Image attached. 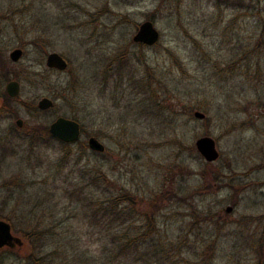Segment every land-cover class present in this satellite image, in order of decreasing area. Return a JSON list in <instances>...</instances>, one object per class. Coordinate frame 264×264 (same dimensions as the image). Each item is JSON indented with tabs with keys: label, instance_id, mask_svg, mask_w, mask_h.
Segmentation results:
<instances>
[{
	"label": "rangeland",
	"instance_id": "374dc122",
	"mask_svg": "<svg viewBox=\"0 0 264 264\" xmlns=\"http://www.w3.org/2000/svg\"><path fill=\"white\" fill-rule=\"evenodd\" d=\"M0 100V264H264V0H0ZM58 116L104 150L31 146Z\"/></svg>",
	"mask_w": 264,
	"mask_h": 264
},
{
	"label": "water",
	"instance_id": "95a60500",
	"mask_svg": "<svg viewBox=\"0 0 264 264\" xmlns=\"http://www.w3.org/2000/svg\"><path fill=\"white\" fill-rule=\"evenodd\" d=\"M160 37L159 31L154 26L151 20H144L138 26L137 31L133 35V41L135 43H142L147 46L154 45ZM22 55V50L19 48L14 49L9 54L12 61H17ZM45 64L49 68L65 70L68 66V62L65 58L56 52L48 53L45 59ZM6 93L10 97H16L20 91V84L17 80H10L5 86ZM53 101L48 97H43L37 102V107L40 110H46L52 107ZM194 116L198 119L205 117L204 113L195 111ZM22 119L16 120L17 126H22ZM48 133L51 137L64 142L74 143L80 139L81 127L80 124L74 120L63 116L55 118L48 126ZM87 145L90 149L95 151H103L104 145L94 136L87 139ZM195 147L200 155L206 162H213L218 159L219 151L216 148V142L211 136H201L195 140ZM232 208L226 207V211L230 212ZM20 246V241L17 236L12 232L11 224L0 219V249L10 248L14 249Z\"/></svg>",
	"mask_w": 264,
	"mask_h": 264
},
{
	"label": "trees",
	"instance_id": "16d2710c",
	"mask_svg": "<svg viewBox=\"0 0 264 264\" xmlns=\"http://www.w3.org/2000/svg\"><path fill=\"white\" fill-rule=\"evenodd\" d=\"M6 100H11V99L7 97ZM14 101L21 102L22 100L19 98V96H16V97H14ZM36 132H39V131H33L32 128H29V133L25 135L26 139L29 141V144L33 147L38 146L35 144V138L36 137H39V138L42 137V139L46 140L47 143H51V144L54 142H57L60 146H62L63 149H66V148L72 146V143H64V142H61V141L51 137L49 135L47 129H45V128H43L42 131H40L41 134H38ZM73 144H76L77 146H82V147L88 146V145L83 144L81 141L74 142ZM66 154H67V152H66ZM128 199H130V197H127V196L125 197V196L120 194L115 199L108 200L109 204H108V206H105V208L109 207L110 213L113 212L112 214H114V212L117 211V212H115V214L117 216H119L121 212L118 211L119 208L117 210V207L121 204H124V202L128 201ZM25 239L28 240L30 238L25 237ZM27 257H28V259L30 258V256H27Z\"/></svg>",
	"mask_w": 264,
	"mask_h": 264
},
{
	"label": "flooded vegetation",
	"instance_id": "af4514ba",
	"mask_svg": "<svg viewBox=\"0 0 264 264\" xmlns=\"http://www.w3.org/2000/svg\"><path fill=\"white\" fill-rule=\"evenodd\" d=\"M142 44V43H141ZM14 50V49H13ZM12 50V51H13ZM9 58H10V56H9ZM11 60V59H10ZM12 61V60H11ZM13 62V61H12ZM14 80V79H13ZM10 81V80H9ZM5 86H6V84H5ZM4 90H5V88H4ZM5 94H6V96L4 95V97H5V99H4V102L6 103V102H10V100H6V98L7 97H9L11 100H14V97H10L7 93H6V90H5ZM1 105H2V103H1V100H0V108H1ZM91 137V136H90ZM99 152H102V151H99Z\"/></svg>",
	"mask_w": 264,
	"mask_h": 264
}]
</instances>
